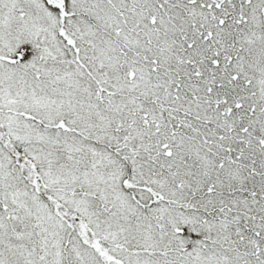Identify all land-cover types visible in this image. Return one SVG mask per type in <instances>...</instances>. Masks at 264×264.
Masks as SVG:
<instances>
[{
    "label": "snow or ice",
    "instance_id": "obj_1",
    "mask_svg": "<svg viewBox=\"0 0 264 264\" xmlns=\"http://www.w3.org/2000/svg\"><path fill=\"white\" fill-rule=\"evenodd\" d=\"M0 264H264V0H0Z\"/></svg>",
    "mask_w": 264,
    "mask_h": 264
}]
</instances>
